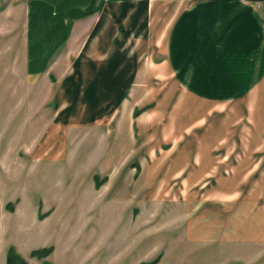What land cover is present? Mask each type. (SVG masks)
Wrapping results in <instances>:
<instances>
[{"label":"rangeland","instance_id":"1","mask_svg":"<svg viewBox=\"0 0 264 264\" xmlns=\"http://www.w3.org/2000/svg\"><path fill=\"white\" fill-rule=\"evenodd\" d=\"M31 1L0 0V264L9 250L27 264H264V242L214 251L186 244L188 208L179 202L215 192L264 197V25L249 42L247 26L207 25L205 11L168 10L162 0L112 9L113 48L143 67L130 83L139 100L128 90L124 109L143 118L130 138L141 147L143 195L125 202L119 185H105L113 171L104 126L50 129L52 71L75 62V0ZM186 13L201 22L194 34ZM57 33L65 37L49 50L45 37ZM189 53L198 57L184 62Z\"/></svg>","mask_w":264,"mask_h":264},{"label":"crops","instance_id":"2","mask_svg":"<svg viewBox=\"0 0 264 264\" xmlns=\"http://www.w3.org/2000/svg\"><path fill=\"white\" fill-rule=\"evenodd\" d=\"M162 1L167 4L168 10L205 11L211 20L209 22V19H205L207 25L232 28L247 26L248 31L251 30L247 41L260 40L255 37L254 29L264 25V21L260 20L261 18L264 20V0ZM123 2V0H75V52L74 55L72 53L75 62L64 70L58 65L60 62L58 61L52 71L59 81L55 87L54 119L50 129L52 130L53 126L59 131L104 126L107 136L111 138L108 145L110 155L108 169L113 171L105 185H119L117 199L128 202L139 201L143 195L140 187L143 179L136 176L140 169L138 155L141 153V147L133 146L130 141V138L137 134L136 128L143 122V118L125 113L124 109L126 104L133 100L134 94L128 93V90L136 89L130 83L137 82L143 74V67L136 65L134 70L132 64L134 62L137 64L138 60H124L119 46L113 48L112 9H121ZM31 3L34 6L36 0H32ZM193 15L187 16L186 13L183 17L185 29L188 30L189 27L192 34L195 32V26L201 24L198 22V16ZM83 26L87 27L86 33ZM59 34L52 35L49 40H47L49 35H46L49 50L50 46H55L64 39L65 34ZM65 52L67 50L61 57L67 59L69 56ZM189 54L183 56L184 62L188 58L192 61L198 57ZM47 56L48 54L43 56V62ZM37 61L36 54L31 52L28 76L26 73L24 75L28 83L32 74L36 72ZM135 91V98L139 100L138 89ZM113 105L120 107L119 112L111 113ZM123 127L125 128L123 133H126L125 142H123L125 135L123 133L121 135ZM117 154L122 156L117 158ZM135 180L138 186L135 189L128 188ZM191 198L186 197V194L183 198L179 197V202L187 205L189 211L185 215L186 244L196 249L212 248L214 251L234 250L241 244L264 242V197L255 199L249 194L238 192L206 193L201 200L197 199L198 204L194 205ZM212 255L214 256V253Z\"/></svg>","mask_w":264,"mask_h":264},{"label":"trees","instance_id":"3","mask_svg":"<svg viewBox=\"0 0 264 264\" xmlns=\"http://www.w3.org/2000/svg\"><path fill=\"white\" fill-rule=\"evenodd\" d=\"M136 115H137V112L135 111V112L133 113V116L135 117ZM10 254H11V253H10V250H9V252H8V254H7V259H6V263H7V264H27V262L24 261V260H22V259L13 260V259L11 258V255H10ZM48 254H49V250H44V251H41V252L37 251V252H31V253L29 254V257H36V258H38V259H41V258L46 257ZM157 262H158V258H156L155 260H153V261H151V262H148V263H142V264H156ZM42 264H48V263L43 262Z\"/></svg>","mask_w":264,"mask_h":264}]
</instances>
